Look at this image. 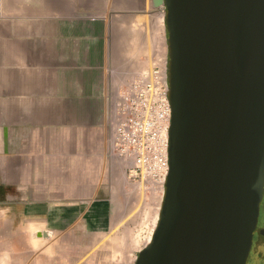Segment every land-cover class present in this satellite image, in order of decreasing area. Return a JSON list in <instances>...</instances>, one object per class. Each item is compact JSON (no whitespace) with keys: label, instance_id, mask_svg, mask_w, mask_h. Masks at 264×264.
<instances>
[{"label":"crops","instance_id":"crops-1","mask_svg":"<svg viewBox=\"0 0 264 264\" xmlns=\"http://www.w3.org/2000/svg\"><path fill=\"white\" fill-rule=\"evenodd\" d=\"M111 2L56 0V13L33 14L0 0V264H84L71 253L60 263L58 245L140 204L110 152L109 117L124 63L138 66L146 41L114 44L104 6H89Z\"/></svg>","mask_w":264,"mask_h":264},{"label":"water","instance_id":"water-1","mask_svg":"<svg viewBox=\"0 0 264 264\" xmlns=\"http://www.w3.org/2000/svg\"><path fill=\"white\" fill-rule=\"evenodd\" d=\"M165 7L169 170L134 264H245L264 187V0Z\"/></svg>","mask_w":264,"mask_h":264},{"label":"built area","instance_id":"built-area-1","mask_svg":"<svg viewBox=\"0 0 264 264\" xmlns=\"http://www.w3.org/2000/svg\"><path fill=\"white\" fill-rule=\"evenodd\" d=\"M110 152L121 160L138 211H159L169 170L171 107L166 67L156 62L121 79L110 105Z\"/></svg>","mask_w":264,"mask_h":264},{"label":"rangeland","instance_id":"rangeland-1","mask_svg":"<svg viewBox=\"0 0 264 264\" xmlns=\"http://www.w3.org/2000/svg\"><path fill=\"white\" fill-rule=\"evenodd\" d=\"M53 1L52 3V0L51 2L47 0H30L26 2L16 0V3H20L17 7L24 5L29 7L26 10L33 14L41 11L56 13L58 10L56 0ZM112 1L101 6L100 4L89 6L95 11H99L104 6L103 12H106L109 19L110 17L112 19L114 44L119 43L117 47L128 50L132 45L128 41V37H130V34L136 35L137 33L144 35L146 41L140 64L136 66L134 64L136 61L132 64L124 63L126 64L123 67L125 72H123L120 80L137 70L148 69L153 62L166 67L165 7L162 5L153 8L148 0L145 5L136 3V0ZM68 6L70 5H65L66 8ZM144 18H146L145 21ZM122 37H125L124 40ZM135 202V204L139 203V201ZM158 215L159 211H122L120 218L113 223H107L105 229H98L96 233L85 232L82 229L74 238H69V240H75L74 242L58 245L57 249H59L60 256L63 254L64 257V260L60 263H67L66 258H69L68 253H71L74 258L80 256L82 258L81 262L84 264L120 263L129 254V257L131 256L130 262L134 264L138 253L152 239L157 226ZM74 262L76 261L74 260Z\"/></svg>","mask_w":264,"mask_h":264},{"label":"flooded vegetation","instance_id":"flooded-vegetation-1","mask_svg":"<svg viewBox=\"0 0 264 264\" xmlns=\"http://www.w3.org/2000/svg\"><path fill=\"white\" fill-rule=\"evenodd\" d=\"M245 264H264V187L259 204L256 227Z\"/></svg>","mask_w":264,"mask_h":264}]
</instances>
